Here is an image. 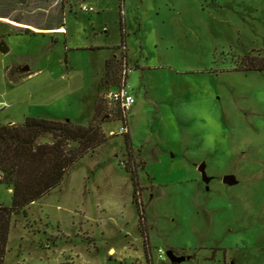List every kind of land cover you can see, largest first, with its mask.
Here are the masks:
<instances>
[{"label": "rangeland", "instance_id": "obj_1", "mask_svg": "<svg viewBox=\"0 0 264 264\" xmlns=\"http://www.w3.org/2000/svg\"><path fill=\"white\" fill-rule=\"evenodd\" d=\"M70 1L0 0V125L87 126L123 44L128 139L103 104L106 142L13 216L3 264H147L130 172L152 264H264V0Z\"/></svg>", "mask_w": 264, "mask_h": 264}, {"label": "trees", "instance_id": "obj_2", "mask_svg": "<svg viewBox=\"0 0 264 264\" xmlns=\"http://www.w3.org/2000/svg\"><path fill=\"white\" fill-rule=\"evenodd\" d=\"M119 49L123 50L120 57L114 56L105 62V75L113 74L115 64H119L115 88L123 65L127 64L124 45L122 44ZM252 69L264 70V66H253ZM104 79L105 77L101 83L106 82ZM105 95L102 99L98 97L94 115L87 126L76 125L69 120L56 121L32 117L25 118L20 125H0V184L12 194L10 207L0 205V264L4 262L13 216H25L29 206L60 186L79 160L94 153L106 142L107 138L103 131L105 122L98 121L103 113V104L110 113H113L115 121L120 122L122 112L110 109L104 99ZM44 137L49 138L48 141L40 142ZM125 137L128 139V135ZM126 170L129 172L127 167ZM130 173L133 186L132 202L138 215V229L142 236L147 264H152L148 258V230L144 208L138 194L139 183L135 174Z\"/></svg>", "mask_w": 264, "mask_h": 264}, {"label": "built area", "instance_id": "obj_3", "mask_svg": "<svg viewBox=\"0 0 264 264\" xmlns=\"http://www.w3.org/2000/svg\"><path fill=\"white\" fill-rule=\"evenodd\" d=\"M81 11L83 13H93L94 9L92 7L82 6ZM128 70L129 68L127 64H124L116 88L104 96L106 104L110 109H115L122 112V115L120 116V123L122 126L118 132H116L117 135H128L129 129L127 123V111H129L135 104V98L131 94L130 89L126 84ZM5 108H7V106L0 103V111L4 110ZM113 135H115V132L109 133V136ZM158 258L162 261L165 260L162 251H159Z\"/></svg>", "mask_w": 264, "mask_h": 264}, {"label": "water", "instance_id": "obj_4", "mask_svg": "<svg viewBox=\"0 0 264 264\" xmlns=\"http://www.w3.org/2000/svg\"><path fill=\"white\" fill-rule=\"evenodd\" d=\"M8 51L7 47L5 46L4 43H0V52L1 53H6ZM22 72L28 71V68L22 69ZM198 171L202 177V180L204 181V183H209V178H207L206 173H205V165L202 164L198 167ZM222 182L224 184H229L232 185L234 183V181L230 178V177H224L222 179ZM167 257L171 260V261H177L176 257L173 255L172 252H167Z\"/></svg>", "mask_w": 264, "mask_h": 264}, {"label": "crops", "instance_id": "obj_5", "mask_svg": "<svg viewBox=\"0 0 264 264\" xmlns=\"http://www.w3.org/2000/svg\"><path fill=\"white\" fill-rule=\"evenodd\" d=\"M71 2V1H70ZM70 2L68 3V4H66L65 6H69L70 7ZM23 4H25V2H23ZM109 60V59H108ZM106 62V61H105ZM105 64V63H104ZM104 68H105V66H104ZM29 71V70H28ZM26 73H27V71H25ZM54 120H56V121H60V120H58V119H54ZM64 121H66V120H64ZM73 124H76V125H80V124H78V123H74V122H72ZM14 124V122H11V123H9V125H13ZM81 126V125H80ZM8 192H11L10 190H8ZM113 251V247H111L110 249H109V252H112Z\"/></svg>", "mask_w": 264, "mask_h": 264}, {"label": "flooded vegetation", "instance_id": "obj_6", "mask_svg": "<svg viewBox=\"0 0 264 264\" xmlns=\"http://www.w3.org/2000/svg\"><path fill=\"white\" fill-rule=\"evenodd\" d=\"M65 2H66V4H68L69 2H70V0H65ZM62 3V2H61ZM62 5H63V3H62ZM65 5V4H64Z\"/></svg>", "mask_w": 264, "mask_h": 264}]
</instances>
